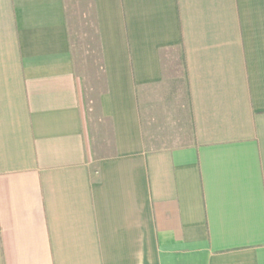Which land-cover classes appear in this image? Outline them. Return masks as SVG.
Wrapping results in <instances>:
<instances>
[{
  "label": "crops",
  "instance_id": "obj_1",
  "mask_svg": "<svg viewBox=\"0 0 264 264\" xmlns=\"http://www.w3.org/2000/svg\"><path fill=\"white\" fill-rule=\"evenodd\" d=\"M90 3L95 106L68 0H0V264H264V0ZM172 50L191 134L161 145Z\"/></svg>",
  "mask_w": 264,
  "mask_h": 264
},
{
  "label": "rangeland",
  "instance_id": "obj_2",
  "mask_svg": "<svg viewBox=\"0 0 264 264\" xmlns=\"http://www.w3.org/2000/svg\"><path fill=\"white\" fill-rule=\"evenodd\" d=\"M73 56L77 73L82 77L87 99L95 106L102 84V67L97 29L90 0H68ZM167 84L162 90H149L146 112L150 139L158 144L175 145L191 134L188 93L181 53L172 50L165 59ZM163 141V142H162Z\"/></svg>",
  "mask_w": 264,
  "mask_h": 264
},
{
  "label": "trees",
  "instance_id": "obj_3",
  "mask_svg": "<svg viewBox=\"0 0 264 264\" xmlns=\"http://www.w3.org/2000/svg\"><path fill=\"white\" fill-rule=\"evenodd\" d=\"M181 61H182V64H183V66L185 65V63H184V58H183V55L181 56Z\"/></svg>",
  "mask_w": 264,
  "mask_h": 264
}]
</instances>
